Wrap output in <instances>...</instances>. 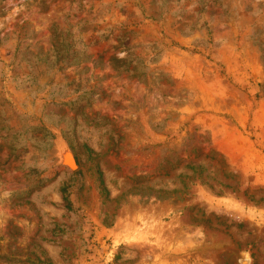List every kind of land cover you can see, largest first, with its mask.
<instances>
[{
	"label": "rangeland",
	"instance_id": "1",
	"mask_svg": "<svg viewBox=\"0 0 264 264\" xmlns=\"http://www.w3.org/2000/svg\"><path fill=\"white\" fill-rule=\"evenodd\" d=\"M0 264H264V0H0Z\"/></svg>",
	"mask_w": 264,
	"mask_h": 264
}]
</instances>
